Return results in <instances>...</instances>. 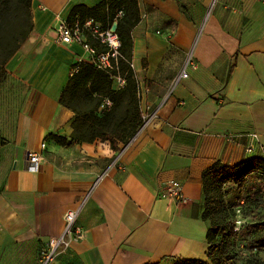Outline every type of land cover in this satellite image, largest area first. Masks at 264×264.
Wrapping results in <instances>:
<instances>
[{"label":"crops","instance_id":"1","mask_svg":"<svg viewBox=\"0 0 264 264\" xmlns=\"http://www.w3.org/2000/svg\"><path fill=\"white\" fill-rule=\"evenodd\" d=\"M100 1L32 0L33 30L5 65L0 264H39L71 208H80L85 236L70 247L84 264L206 260L203 173L216 161L264 156L261 0H141L131 34L144 124L119 151L108 141L70 144L75 112L59 99L90 54L57 41L56 17ZM32 150L43 155L36 168ZM175 184L183 200L172 196ZM60 256L50 264H67L69 253Z\"/></svg>","mask_w":264,"mask_h":264},{"label":"trees","instance_id":"2","mask_svg":"<svg viewBox=\"0 0 264 264\" xmlns=\"http://www.w3.org/2000/svg\"><path fill=\"white\" fill-rule=\"evenodd\" d=\"M31 2L32 0H0V69L4 74H7L6 63L33 30ZM119 10H123L124 15L117 19V34L121 41L118 65L115 58H112V69L100 67L95 60L80 63V68L69 78L60 96V102L75 112L70 144L108 141L114 151H119L120 145L129 143L144 124L141 93L132 64L134 42L131 34L134 26L141 21V0H102L93 7L79 3L72 8L68 18L72 19L76 15L91 17L108 28L116 21ZM90 43L98 52L108 51V47L95 38L90 37ZM144 67H147L146 60ZM118 75L125 78V84L115 88L114 80ZM107 100L111 104L108 105ZM50 136L62 144L69 141L65 136ZM255 178L261 179L260 187L252 195L259 201L264 199L262 155L233 165L216 161L206 169L203 173L202 217L209 225L206 236L209 244L207 259L179 257L173 264H230V255L225 246L231 235L236 233L234 223L229 224L227 221L224 187L229 183L243 184L246 180ZM248 228L257 232L254 237L247 239V246L251 249L264 248V221L248 225Z\"/></svg>","mask_w":264,"mask_h":264},{"label":"built area","instance_id":"3","mask_svg":"<svg viewBox=\"0 0 264 264\" xmlns=\"http://www.w3.org/2000/svg\"><path fill=\"white\" fill-rule=\"evenodd\" d=\"M261 1L264 3V0ZM123 15V10L117 11L116 20ZM54 30L57 41L67 44L79 43L90 55L96 56V62L100 67L106 69L114 68L111 59L118 57L121 41L117 31H113L111 26L106 28L101 22L91 17L82 18L80 15H76L71 19L58 15ZM90 37L106 45L108 51L98 52L96 47L90 43ZM193 66L195 67V64ZM79 68L80 63L76 65L75 69L78 70ZM186 77H188V71L185 68L182 70L177 81ZM115 79L121 86L125 84V78L121 75L116 76ZM106 103L109 105L111 101L107 100ZM41 146L44 149L46 142H42ZM247 153L252 154V150L248 149ZM42 159L43 155L40 151L32 150L27 153V162L30 168H36ZM176 186L178 185L175 184L172 189V196L178 200H183L184 195ZM79 209L71 208L66 212V227L64 233L61 236L50 237L47 246L41 250L39 264H50L61 247H70L73 242L80 241L84 238L85 229L77 222Z\"/></svg>","mask_w":264,"mask_h":264},{"label":"rangeland","instance_id":"4","mask_svg":"<svg viewBox=\"0 0 264 264\" xmlns=\"http://www.w3.org/2000/svg\"><path fill=\"white\" fill-rule=\"evenodd\" d=\"M142 16L145 11L141 8ZM97 49V48H96ZM118 57H115L118 65ZM91 61H96V56L90 55ZM114 66V62L111 59ZM120 74V73H119ZM6 76L0 69V81ZM121 85L114 80V87ZM252 150V149H251ZM261 179L255 178L246 180L243 184L229 183L224 187L226 200L227 221L234 223L236 234L226 244V251L230 255V264H264V248L251 249L247 246V239L256 235L257 230L248 228V225L264 221V199L256 200L252 195L260 187ZM69 253L70 258L67 264H84L72 254L71 247H61L53 261H56L63 253ZM52 261V262H53ZM176 258L166 259L163 264H173ZM145 264V263H144Z\"/></svg>","mask_w":264,"mask_h":264},{"label":"water","instance_id":"5","mask_svg":"<svg viewBox=\"0 0 264 264\" xmlns=\"http://www.w3.org/2000/svg\"><path fill=\"white\" fill-rule=\"evenodd\" d=\"M118 24H119V22L117 20L113 22V24L111 26V28H112L113 31H117Z\"/></svg>","mask_w":264,"mask_h":264}]
</instances>
